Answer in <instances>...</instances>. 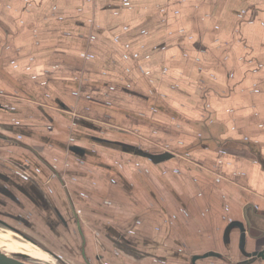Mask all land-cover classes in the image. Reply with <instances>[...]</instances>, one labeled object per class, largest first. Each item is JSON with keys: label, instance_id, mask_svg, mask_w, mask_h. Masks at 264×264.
I'll return each mask as SVG.
<instances>
[{"label": "crops", "instance_id": "0c3cea01", "mask_svg": "<svg viewBox=\"0 0 264 264\" xmlns=\"http://www.w3.org/2000/svg\"><path fill=\"white\" fill-rule=\"evenodd\" d=\"M261 217L264 0H0L2 222L90 264H245Z\"/></svg>", "mask_w": 264, "mask_h": 264}, {"label": "rangeland", "instance_id": "374dc122", "mask_svg": "<svg viewBox=\"0 0 264 264\" xmlns=\"http://www.w3.org/2000/svg\"><path fill=\"white\" fill-rule=\"evenodd\" d=\"M46 248H48L46 245H41V247L33 246L30 243H26L18 235L0 229V250L8 256L22 254L26 256L24 261L30 264H61V261L59 263V260L57 261L56 258L45 253ZM56 255L62 259L63 264H82L78 256L75 257L77 259H72V255L69 256L66 253L57 252Z\"/></svg>", "mask_w": 264, "mask_h": 264}, {"label": "water", "instance_id": "95a60500", "mask_svg": "<svg viewBox=\"0 0 264 264\" xmlns=\"http://www.w3.org/2000/svg\"><path fill=\"white\" fill-rule=\"evenodd\" d=\"M261 219L264 221V217H261ZM0 229H3L4 231H9V232H11V233H13L15 235H18L26 243H30L33 246H36V244H35L34 241H32L31 239H29L26 236L21 235L16 229L12 228L11 226H9L8 224H6V223H4L2 221H0ZM262 233L264 234V232H262ZM84 245H85V242H84V240H82L81 257H82L83 261L86 264H90L87 261L86 256H85V253H84V250H83ZM19 256L24 257V259L21 260V259L15 257V256H8L6 253H4L3 251L0 250V264H30V263H26V261H24V260H26V256H22V255H19ZM246 257L248 258V261H246L245 264H251L252 262L257 261L258 259H261V260L264 261V249L262 251L259 250L258 252L253 253V256H246ZM195 260H196V257L192 259L193 262Z\"/></svg>", "mask_w": 264, "mask_h": 264}, {"label": "flooded vegetation", "instance_id": "af4514ba", "mask_svg": "<svg viewBox=\"0 0 264 264\" xmlns=\"http://www.w3.org/2000/svg\"><path fill=\"white\" fill-rule=\"evenodd\" d=\"M0 221H1V220H0ZM12 228H14V227H12ZM14 229H16V228H14ZM16 230H18V232H19L21 235L26 236V237H28V238L30 237L29 239H31L32 236H31L30 234L25 233L24 231H21L20 229H16ZM21 239H22V238H21ZM31 240L35 242L36 246L41 247V244H40L39 241L33 239V237H32ZM44 247H45V246H44ZM45 253H47L48 255H50V256L56 258L57 261L59 260V263H60V261H61V264H63L62 259H60L59 256H57V255L53 252V250H52L51 248H49V247L46 248V249H45ZM19 255H22V254H19ZM19 255H16V254H15V255H11V256H15V257H17V258L23 260L24 257H21V256H19ZM22 256H24V255H22ZM81 262H84L83 259H82ZM84 264H86V263L84 262Z\"/></svg>", "mask_w": 264, "mask_h": 264}]
</instances>
